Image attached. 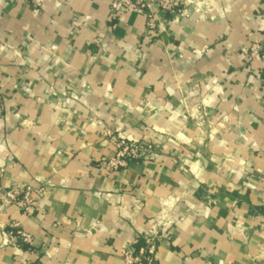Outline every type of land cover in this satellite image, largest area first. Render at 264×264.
I'll return each mask as SVG.
<instances>
[{
  "label": "crops",
  "instance_id": "1",
  "mask_svg": "<svg viewBox=\"0 0 264 264\" xmlns=\"http://www.w3.org/2000/svg\"><path fill=\"white\" fill-rule=\"evenodd\" d=\"M114 1L0 0V191L46 186L0 264H125L156 219L158 264H264V0ZM108 126L154 152L107 170Z\"/></svg>",
  "mask_w": 264,
  "mask_h": 264
},
{
  "label": "built area",
  "instance_id": "2",
  "mask_svg": "<svg viewBox=\"0 0 264 264\" xmlns=\"http://www.w3.org/2000/svg\"><path fill=\"white\" fill-rule=\"evenodd\" d=\"M155 0H115L112 4V11L115 15L122 12H143L144 9H152V2ZM159 6L165 11H173L179 5V0H157ZM150 14L149 16H151ZM153 27L154 23L149 22ZM249 61H259L264 63V36H258L252 42L248 51ZM6 94L0 88V124L3 121L5 110ZM104 136L108 138L113 147L114 155L102 162V166L107 170H119L126 167L130 161L145 160L152 154L153 145L135 139L124 133L119 127H107ZM46 190V186L9 188L0 191V202L3 206L18 205L24 213L33 215L36 212V202L34 194ZM171 223L164 219L152 221V235L144 237V243L138 247L131 246L122 250L125 264H158L157 248L161 238L168 236V229ZM17 236L25 242H31L32 237L23 230L17 231ZM141 238L138 236L134 244H139Z\"/></svg>",
  "mask_w": 264,
  "mask_h": 264
},
{
  "label": "trees",
  "instance_id": "3",
  "mask_svg": "<svg viewBox=\"0 0 264 264\" xmlns=\"http://www.w3.org/2000/svg\"><path fill=\"white\" fill-rule=\"evenodd\" d=\"M140 242H141V241H140ZM140 242H139V243H140Z\"/></svg>",
  "mask_w": 264,
  "mask_h": 264
}]
</instances>
